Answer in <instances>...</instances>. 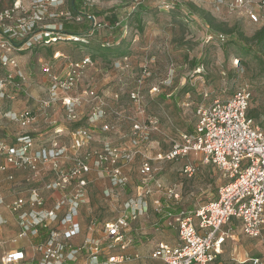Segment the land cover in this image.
I'll use <instances>...</instances> for the list:
<instances>
[{
	"label": "rangeland",
	"instance_id": "obj_1",
	"mask_svg": "<svg viewBox=\"0 0 264 264\" xmlns=\"http://www.w3.org/2000/svg\"><path fill=\"white\" fill-rule=\"evenodd\" d=\"M91 1L101 12L93 26L101 24L104 15L109 14L128 19L127 28L109 32L101 26L97 35L90 41H81V45L60 41L28 51L20 57L19 69L27 78L29 103L20 97L12 104L3 102V108L34 110L38 116L31 135L39 142L49 143L57 137L67 145L74 131L84 129L90 133V143L83 149L96 157L90 161L93 170L89 179L93 182L84 213L88 220L96 217L104 224L119 218L124 203L141 193L140 168L146 158L152 159L154 177L177 189L180 200L175 208L196 210L217 200L219 189L227 181L218 168L205 163L201 154L174 161L154 159L171 150L173 141L193 133L199 104L228 99L248 85L253 95L249 112L264 129V60L256 49L248 55L244 53L243 43L235 34L224 35L226 40L218 41V34L206 25L202 13H210L229 29H239L252 37L264 25V9L259 23H253L246 14H229L223 6L217 9L206 0H181L180 9L170 13L161 9L162 0H141V6L136 0ZM133 12L136 16L129 17ZM107 43L110 52L104 51ZM118 51H126L127 55L118 56ZM88 59L91 64L86 63ZM70 63L80 67L75 74L78 85L69 93L83 100L76 111L77 121L66 116L62 104L51 107L46 116L39 115V100L48 96L50 86L44 67L49 65L55 76L65 78L69 71L74 73L68 67ZM19 130L17 123L0 121V133L10 140ZM58 130L63 133L56 134ZM96 160L103 161L100 167L94 166ZM186 163L197 166L194 176L183 174ZM117 171V176L128 184L109 196L106 191L112 189L110 180ZM97 173L104 176L97 179ZM6 193L12 195V191ZM11 200L5 198V203ZM4 207L0 213L8 214L5 218L10 222L0 229V264L6 252L18 244L14 220ZM228 229L233 232L214 264H254L255 258L264 260V233L252 239L237 222L225 230ZM127 237L132 241L130 248L135 247L141 254L131 264H159L149 257L157 242H178L176 232L153 208L146 219L131 225Z\"/></svg>",
	"mask_w": 264,
	"mask_h": 264
},
{
	"label": "built area",
	"instance_id": "obj_2",
	"mask_svg": "<svg viewBox=\"0 0 264 264\" xmlns=\"http://www.w3.org/2000/svg\"><path fill=\"white\" fill-rule=\"evenodd\" d=\"M78 1L0 0V121L8 119L20 127L12 140L0 133V174H5L12 186V200L5 203L0 183V209L6 206L15 219L17 243L27 242L31 252L19 246L6 252L2 264H70L82 257L86 264L135 262L141 254L130 253L132 241L127 233L131 225L146 219L152 208L178 237L177 243L159 241L153 247L149 257L161 264H214L233 232L225 229L236 222L246 236L260 237L264 233V129L250 115L253 95L249 85L228 99L199 104L193 133L173 141L171 150L154 159L174 161L201 154L205 163L218 168L227 181L219 189L217 200L196 210L175 208L180 200L177 189L157 180L152 159L146 158L140 168L141 193L124 203L119 218L103 224L96 217L89 215L88 220L84 216L93 182L89 179L93 170L90 161L96 158L83 150L90 143V133L84 129L74 131L67 145L57 137L49 143L39 142L31 135L38 116L34 110L2 106L3 102L12 104L20 97L29 103L27 78L19 69L20 57L35 47L63 41L66 21L95 22L91 12L94 1ZM162 1V10L166 11L182 4L181 0ZM206 1L217 9L223 6L229 14H246L253 23H259L264 9V0ZM140 3L136 0V4ZM219 39L226 40L224 35ZM86 63L91 64V60ZM68 67L74 73L69 71L65 78L55 76L49 65L44 67L50 86L48 96L39 100V115L46 116L51 107L62 104L66 116L77 121L76 111L83 100L69 93L78 85L75 74L80 67L72 63ZM60 132L63 133L55 131ZM102 162L96 160L94 166L100 167ZM17 172L22 176L17 177ZM196 172L197 166L186 163L183 174L192 177ZM101 175L97 173V179ZM117 175L118 171L111 177L112 189L106 191L109 196L128 184ZM8 223L4 213H0V229ZM84 233V241L76 244L74 240ZM252 262L264 264L259 258Z\"/></svg>",
	"mask_w": 264,
	"mask_h": 264
},
{
	"label": "trees",
	"instance_id": "obj_3",
	"mask_svg": "<svg viewBox=\"0 0 264 264\" xmlns=\"http://www.w3.org/2000/svg\"><path fill=\"white\" fill-rule=\"evenodd\" d=\"M123 1H125V0H123ZM78 2H79V4H81L83 2V0H79ZM162 5H163V1H162L161 6ZM138 6H141V4H139ZM181 6H182V4H179V6H176L173 9H170L168 11L164 10V11L170 13V12L179 10ZM140 9H144V8H140ZM161 9H162V7H161ZM91 12L93 13V15L95 17H98V18L101 17V12H97L95 8H91ZM202 13H203V19H204V22L206 23V25L210 28V30H212L213 32L215 31V33L218 34V37H217L218 41H220V39H219L220 35H234L235 34L237 36V40L239 42L243 43L241 48L243 49L244 53H246L248 55V54H250V52H252L253 49H256L257 53H259L261 58L264 60V25H263L262 29H260L254 36H252V37L247 36L246 37L245 34L242 33L239 29H236V28H230L229 29V27L226 23L219 22L210 13H205V12H202ZM104 16H105V18L101 22V26L105 30H108L109 32L117 31L119 29H124V28H127L126 26H128V23H127L128 19H127V21L126 20L124 21V20H121L119 18V16H110L109 14L104 15ZM128 16L129 17H131V16L135 17L136 14H135V12H133V13H130V15H128ZM138 20L139 19L137 18L136 21H138ZM140 22H141V19H140ZM92 26H93L92 22L89 19H85L84 21H82V23L81 22L76 23L75 21L64 22V32L66 33V36L63 37V41H72L74 44H77V45L83 44L81 41H84L85 39L87 41H90L91 36L97 35V33H99V31L101 30L98 26L95 27L94 29L92 28ZM91 29L94 30V34L87 33ZM137 29H139V28H137ZM44 43H46V42H44ZM86 44H89V43H86ZM42 46H44V45H42ZM107 46H109L108 43L103 45V48L106 49L104 51L110 52L111 50H107V49H110ZM117 49L119 50L120 47H118ZM118 52H120L118 56L124 57L127 55L126 51H118ZM250 115H251V113H250Z\"/></svg>",
	"mask_w": 264,
	"mask_h": 264
},
{
	"label": "crops",
	"instance_id": "obj_4",
	"mask_svg": "<svg viewBox=\"0 0 264 264\" xmlns=\"http://www.w3.org/2000/svg\"><path fill=\"white\" fill-rule=\"evenodd\" d=\"M17 177H21L22 176V173L21 172H17ZM0 183H1V186H2V188H3V195H4V197L6 198V200L9 198V199H12L11 198V196H9V195H7L8 193H6L8 190H10L9 188L10 187H12L9 183H7V181H6V175L5 174H0ZM7 190V191H6ZM6 209V208H5ZM7 210V209H6ZM5 210V212H8V210L6 211ZM6 215H8V214H6ZM5 214H4V216H6ZM13 220H14V227H15V232L17 233V227H16V223H15V219L14 218H12ZM10 222V221H9ZM9 224V223H8ZM8 224H6L5 226H7ZM85 236H86V233H84L83 235H81L79 238H76L75 240H74V242L76 243V244H80V243H82L83 241H84V239H85ZM98 236V235H97ZM19 246H21V247H23L24 248V250L25 251H27L28 253H31V252H29V249H28V244H27V242H25V241H20L18 244H17V247H19ZM136 252H139L140 253V251L138 250V249H135V247H131L130 248V253H136ZM79 262V264H86L85 262H84V259H83V257L78 261ZM159 262V261H158ZM70 264H76V263H70ZM90 264V263H89ZM92 264V263H91ZM125 264H131V263H125ZM159 264H161L160 262H159Z\"/></svg>",
	"mask_w": 264,
	"mask_h": 264
}]
</instances>
